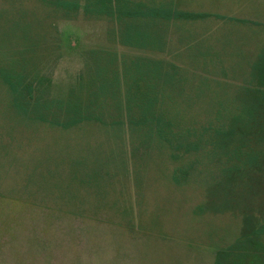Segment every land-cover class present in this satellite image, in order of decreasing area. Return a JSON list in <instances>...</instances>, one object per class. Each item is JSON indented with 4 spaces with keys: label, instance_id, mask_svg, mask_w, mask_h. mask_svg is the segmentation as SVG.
<instances>
[{
    "label": "rangeland",
    "instance_id": "374dc122",
    "mask_svg": "<svg viewBox=\"0 0 264 264\" xmlns=\"http://www.w3.org/2000/svg\"><path fill=\"white\" fill-rule=\"evenodd\" d=\"M97 1L0 0V264H215L246 216L264 222V178L248 162L261 147L174 158L129 119L151 95L179 132L215 121L218 100L237 112V91L260 85L264 0H125L226 17L193 21L107 16Z\"/></svg>",
    "mask_w": 264,
    "mask_h": 264
},
{
    "label": "trees",
    "instance_id": "16d2710c",
    "mask_svg": "<svg viewBox=\"0 0 264 264\" xmlns=\"http://www.w3.org/2000/svg\"><path fill=\"white\" fill-rule=\"evenodd\" d=\"M64 5L69 6L71 3L65 2ZM96 11L107 16L115 15L129 18L161 19L164 21H193L206 19L210 16L219 19L226 18L221 14L181 10L174 7L144 8L138 4L134 8L127 6L125 0H99V2L97 1ZM227 19L237 23L251 22L255 25L259 24L257 21H248V19L244 18L227 17ZM253 64L255 68L254 73L260 80V85L248 88L243 87L237 91L236 100L239 101V104L235 107L237 112L230 108L227 103L218 100L217 108L215 109V121L208 119L198 124V126H194L195 121H193L185 127L184 132H179L178 129L181 128L180 121L175 116H169L165 113L162 103H159V98L151 95L146 97V102L143 101L141 105H136L141 108V119L137 121L130 118L129 120L135 124L150 125L154 129L157 138L166 142L174 150L172 153V157L174 158H178L183 153L190 151H199L207 145H211L213 155L222 154L226 156L229 155L230 151L236 152L247 143L252 142L259 145L261 149L257 154L251 156L248 162L255 165L253 168L257 172H261L264 178V51L257 57ZM175 75L176 72L173 70L170 73L169 71L165 72L167 79H173ZM3 76L4 80L14 92L20 91L22 86L26 90L27 95L32 96L33 87L30 83L20 82L18 78L13 81L11 80L12 76L8 73ZM72 106L74 109L79 110L78 106ZM68 109L69 107H67ZM40 117L42 120L44 119L42 115ZM82 118L84 117L78 115L65 122L54 120L53 123L67 128L69 125L81 121ZM96 119L99 120L98 117ZM250 168L252 167L244 169L238 167L235 171L238 173L232 176H239L244 172H250ZM182 173L185 175L186 171H182ZM173 178L176 181L179 180L177 175ZM230 178L233 179L235 177ZM229 182L231 184L234 183L233 181ZM224 184L227 183L222 181L220 187L225 186ZM247 184L249 183L247 182ZM22 202H24L23 205L33 206L29 198L23 199ZM252 218L251 215L245 217L246 228L241 233V238H238L232 245L217 251L215 264H244L245 261H248V264H264V245L260 241V237L264 233V222H251ZM27 264H33V262L31 261Z\"/></svg>",
    "mask_w": 264,
    "mask_h": 264
}]
</instances>
